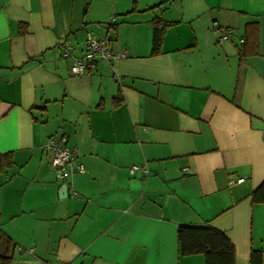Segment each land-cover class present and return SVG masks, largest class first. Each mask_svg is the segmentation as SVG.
Wrapping results in <instances>:
<instances>
[{
  "label": "crops",
  "instance_id": "crops-1",
  "mask_svg": "<svg viewBox=\"0 0 264 264\" xmlns=\"http://www.w3.org/2000/svg\"><path fill=\"white\" fill-rule=\"evenodd\" d=\"M87 32L120 55L74 75ZM50 136L83 171L57 177ZM5 153L9 264H205L180 253L181 224L223 230L234 264H264V0H0Z\"/></svg>",
  "mask_w": 264,
  "mask_h": 264
},
{
  "label": "trees",
  "instance_id": "trees-1",
  "mask_svg": "<svg viewBox=\"0 0 264 264\" xmlns=\"http://www.w3.org/2000/svg\"><path fill=\"white\" fill-rule=\"evenodd\" d=\"M157 22V21H156ZM162 29L154 26L153 53L158 52ZM115 103L120 101L116 98ZM12 163L10 153L0 155V169ZM254 201L264 199V181L252 192ZM179 251L182 255L201 253L205 264H234V245L226 233L214 226L204 224H181L176 231ZM14 242L0 229V264H9L14 257Z\"/></svg>",
  "mask_w": 264,
  "mask_h": 264
},
{
  "label": "built area",
  "instance_id": "built-area-1",
  "mask_svg": "<svg viewBox=\"0 0 264 264\" xmlns=\"http://www.w3.org/2000/svg\"><path fill=\"white\" fill-rule=\"evenodd\" d=\"M216 24V22H214ZM228 37L226 31H222L219 36L220 40ZM64 56H68L69 52L64 51ZM120 54L114 53L110 47V41L107 37H99L92 32H87L83 54L79 57H73L70 64V71L74 75H80L94 65L97 59L111 58ZM44 148L50 153V165L55 169L59 178H65L75 171H83L84 165L76 160V153L69 148L62 138L50 136L44 145ZM131 173L138 171L147 172V168L143 165L132 164L129 167ZM242 177L232 178L229 183L242 181Z\"/></svg>",
  "mask_w": 264,
  "mask_h": 264
},
{
  "label": "water",
  "instance_id": "water-1",
  "mask_svg": "<svg viewBox=\"0 0 264 264\" xmlns=\"http://www.w3.org/2000/svg\"><path fill=\"white\" fill-rule=\"evenodd\" d=\"M61 191L67 193V191H68V187H67L66 184L62 187Z\"/></svg>",
  "mask_w": 264,
  "mask_h": 264
}]
</instances>
